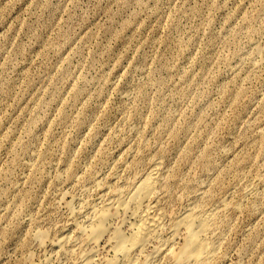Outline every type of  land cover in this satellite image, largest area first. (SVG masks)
<instances>
[{"label": "rangeland", "instance_id": "obj_1", "mask_svg": "<svg viewBox=\"0 0 264 264\" xmlns=\"http://www.w3.org/2000/svg\"><path fill=\"white\" fill-rule=\"evenodd\" d=\"M152 159L167 214L223 205L211 264H264V0H0V264H73Z\"/></svg>", "mask_w": 264, "mask_h": 264}, {"label": "bare ground", "instance_id": "obj_2", "mask_svg": "<svg viewBox=\"0 0 264 264\" xmlns=\"http://www.w3.org/2000/svg\"><path fill=\"white\" fill-rule=\"evenodd\" d=\"M164 174L162 163L150 160L145 172L128 182L127 188L112 189L109 200L101 205L90 203L85 225L71 219L77 236L66 231L50 241L52 248L72 255L73 264H160L163 259L165 264L215 262L222 238L223 205L203 208L188 204L167 214L162 209L166 191L160 188ZM178 236L183 237L180 245L175 241ZM39 237L43 243L48 241L43 234ZM104 237L113 248L111 258L96 256Z\"/></svg>", "mask_w": 264, "mask_h": 264}]
</instances>
